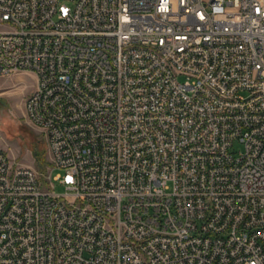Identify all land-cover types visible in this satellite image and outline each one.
Masks as SVG:
<instances>
[{
    "label": "built area",
    "instance_id": "built-area-1",
    "mask_svg": "<svg viewBox=\"0 0 264 264\" xmlns=\"http://www.w3.org/2000/svg\"><path fill=\"white\" fill-rule=\"evenodd\" d=\"M0 24L52 161L0 147V264H264V0H0Z\"/></svg>",
    "mask_w": 264,
    "mask_h": 264
},
{
    "label": "rangeland",
    "instance_id": "rangeland-1",
    "mask_svg": "<svg viewBox=\"0 0 264 264\" xmlns=\"http://www.w3.org/2000/svg\"><path fill=\"white\" fill-rule=\"evenodd\" d=\"M7 26L0 24V30ZM36 86V77L21 72L0 78V147L11 162L36 169L45 179L52 171V161L43 130L26 117L25 99ZM58 171H53L55 177ZM58 193L64 189L56 187Z\"/></svg>",
    "mask_w": 264,
    "mask_h": 264
}]
</instances>
